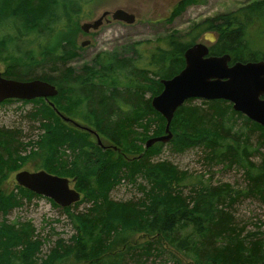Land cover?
I'll use <instances>...</instances> for the list:
<instances>
[{"label": "trees", "instance_id": "16d2710c", "mask_svg": "<svg viewBox=\"0 0 264 264\" xmlns=\"http://www.w3.org/2000/svg\"><path fill=\"white\" fill-rule=\"evenodd\" d=\"M81 6L78 0H0V61L7 63L1 76L54 85L53 106L69 118L75 113L105 140L98 145L88 132L62 121L44 99L29 101L39 105L26 117L37 122L40 133L25 162L71 178L82 194L60 207L74 233L68 241L52 242L42 258L46 239L34 234L31 222L6 218L23 199L37 195L18 185L9 193L2 190L8 173L17 169L14 157L27 143L19 128L0 127V264H145L163 255L164 264H183L179 253L191 264H264V126L226 100L189 98L173 114L172 137L145 148L149 133L158 136L165 125L150 100L162 90L161 79L183 68L184 51L202 31L216 30L210 55L226 53L230 64L264 60L246 38L247 26L264 21V0L196 23L184 35L188 41L170 34L136 42L131 56L99 51L91 65L75 70L68 64L80 45L51 40L70 15L79 17ZM164 144L175 154L198 149L209 176L155 159ZM214 167L239 171L242 181L211 183ZM121 182L138 197L112 199L110 191ZM243 202L256 203L258 212L239 221L237 206ZM82 203L88 207L77 211ZM137 233L150 237L131 243Z\"/></svg>", "mask_w": 264, "mask_h": 264}, {"label": "rangeland", "instance_id": "374dc122", "mask_svg": "<svg viewBox=\"0 0 264 264\" xmlns=\"http://www.w3.org/2000/svg\"><path fill=\"white\" fill-rule=\"evenodd\" d=\"M76 1V0H73ZM82 1L79 17H70V21L65 27L60 28L52 36L51 41H74L76 44L81 41L89 40L88 44L80 46L76 56L69 61V64L75 70L82 65L92 64V59L99 51L116 52L118 55L131 56V47L136 42L150 41L153 43L159 41L160 38L170 34H179L184 40H190L186 33L191 30V27L196 23L203 22L206 19H211L221 13H229L240 7L248 5L255 0H78ZM123 9L132 13L135 17L132 23L123 21H112L110 23L101 24L95 31L86 35L80 26L82 23L91 22L97 19L105 10ZM215 33V29L202 31L200 37L195 40L208 44L203 38L206 32ZM216 34V33H215ZM214 34V35H215ZM217 37V35L215 36ZM246 38L248 45L256 48L260 54L264 53V21L253 22L246 28ZM29 41V39H27ZM148 43V44H149ZM144 45H141L142 48ZM150 46V45H149ZM32 48V44L29 45ZM7 63L0 61V72H3ZM10 100V99H9ZM32 101V100H31ZM194 103H199L194 101ZM39 105L29 101L10 100L0 103V127L4 128H19L22 131L21 138L27 143L26 147L20 155L14 157L13 165H17V169L9 172L5 180L1 184V188L5 193L15 190L17 185L14 180V174L20 170L35 171L31 160L25 162V158L33 149L37 147V135L40 133L36 128L37 122L29 121L26 114L36 110ZM71 119L80 124L87 125L75 113L71 114ZM64 131H66L64 129ZM171 137L172 130L170 129ZM161 131L154 135H163ZM153 134L149 133V137ZM89 138L94 137L89 133ZM103 140V139H101ZM105 142V140H103ZM108 144V142H106ZM156 148L159 145H155ZM169 145L162 146L161 153L155 159L169 160L178 168L187 170L193 175L203 174L204 179L209 176L208 169L198 159V149H190L183 154L171 153L168 149ZM70 162V161H69ZM213 172L211 183L228 182L239 184L242 181L239 171L230 170L224 171L220 167L210 168ZM71 180V178H69ZM72 186L73 181L71 182ZM110 197L114 200L136 199L138 194L136 190L121 182L119 186L114 187L110 191ZM82 194L80 193V199ZM88 207V204L82 203L77 207V211H83ZM256 203L243 202L237 206L236 218L239 221L250 216L252 212H258ZM257 211H254V210ZM8 221H28L34 227V234L39 237H44L46 240L41 247L39 257L44 258L49 253L52 242L62 239L68 241L74 233L73 227L59 206H55L51 200L42 196L33 197L30 200L23 199L22 204L18 208H14L7 216ZM241 219V220H240ZM150 236L144 233H137L130 240L131 243L143 242ZM48 239V240H47ZM169 248L167 245H165ZM178 255V254H177ZM179 258L183 264H191V258L179 253ZM166 260L163 255L160 258H149L145 264H164ZM67 264H84L67 263ZM167 264H174L167 262Z\"/></svg>", "mask_w": 264, "mask_h": 264}, {"label": "water", "instance_id": "95a60500", "mask_svg": "<svg viewBox=\"0 0 264 264\" xmlns=\"http://www.w3.org/2000/svg\"><path fill=\"white\" fill-rule=\"evenodd\" d=\"M103 12L97 19L82 23L80 29L87 32L96 30L102 24ZM112 19L132 23L134 15L123 9L112 12ZM207 42H215V35L207 32L203 36ZM86 43H82L84 46ZM183 68L171 78L161 79L162 90L150 100L152 108L165 120L164 133L150 137L145 148L156 142L165 143L171 138L170 121L177 107L185 100L223 99L231 103L232 109L245 115L251 121L264 126V60L232 64L228 54L210 55L208 45L197 42L184 53ZM57 88L43 80H14L4 78L0 73V103L14 99L31 101L42 98L54 109L58 117L70 125L90 133L98 145H102L98 133L87 125L65 116L50 101L57 95ZM103 146V145H102ZM104 147H108L104 146ZM16 184L38 196L51 200L61 208L68 207L80 200V193L72 186V180L46 172L43 169L20 170L14 174Z\"/></svg>", "mask_w": 264, "mask_h": 264}, {"label": "flooded vegetation", "instance_id": "af4514ba", "mask_svg": "<svg viewBox=\"0 0 264 264\" xmlns=\"http://www.w3.org/2000/svg\"><path fill=\"white\" fill-rule=\"evenodd\" d=\"M114 11V10H113ZM113 11H111V10H105V11H103V12H106V14L102 17V24H103V22H105V23H110V22H112V21H119V20H113L112 19V17H111V15H112V12ZM124 11H126V10H124ZM235 11V10H234ZM127 13H129V14H132V13H130V12H128V11H126ZM230 12H232V11H230ZM102 14V13H101ZM133 15V14H132ZM93 31H95V30H92V29H89L87 32H84L86 35H88L90 32H93ZM209 32V31H208ZM207 33V32H206ZM205 34V33H204ZM203 34V35H204ZM215 34V33H214ZM215 36H216V34H215ZM216 39H217V37H216ZM216 39H215V41H216ZM86 43V44H88L89 43V40H86V41H81V43H80V46H81V44L82 43ZM214 43V42H213ZM213 43H210V44H213ZM208 46H209V43H208ZM230 60H231V57H230ZM230 64V63H229ZM232 64V63H231Z\"/></svg>", "mask_w": 264, "mask_h": 264}]
</instances>
